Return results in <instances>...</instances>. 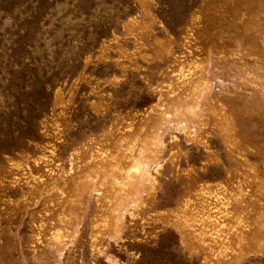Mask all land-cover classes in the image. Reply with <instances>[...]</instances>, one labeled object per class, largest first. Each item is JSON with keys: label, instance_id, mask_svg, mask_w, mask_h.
Wrapping results in <instances>:
<instances>
[{"label": "rangeland", "instance_id": "374dc122", "mask_svg": "<svg viewBox=\"0 0 264 264\" xmlns=\"http://www.w3.org/2000/svg\"><path fill=\"white\" fill-rule=\"evenodd\" d=\"M0 264H264V0H0Z\"/></svg>", "mask_w": 264, "mask_h": 264}]
</instances>
